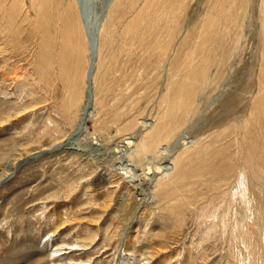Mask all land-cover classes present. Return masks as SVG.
Segmentation results:
<instances>
[{"label": "rangeland", "instance_id": "374dc122", "mask_svg": "<svg viewBox=\"0 0 264 264\" xmlns=\"http://www.w3.org/2000/svg\"><path fill=\"white\" fill-rule=\"evenodd\" d=\"M43 1L0 0V36L7 39V53L0 56V178L8 164L23 161L0 185V264H121L126 254L127 264H242L238 249L243 246L237 248L241 238L234 227L240 209L231 192L239 169L248 166L247 149L256 147L259 158L257 147L264 145V118L255 116L258 99L264 104V0L117 1L95 74L98 103L86 121L87 133L71 140L74 121L65 111L74 83L85 100L83 67L76 68V50L63 44L66 10L72 12L73 4ZM84 1L94 22L107 0ZM6 9L17 10L12 36L5 29ZM44 34L53 39V53L42 52ZM68 51L71 71L60 62ZM188 74L199 80L190 90L195 102L189 117L160 147L163 154L150 152L143 164L135 163L134 172L143 177L139 187L146 192L134 191L118 169L123 161L117 146L125 138H141L144 124L165 110L169 88ZM175 111L171 106L167 115ZM185 141H198L200 147L186 160L192 170L185 186L170 197L160 195V175L144 176L148 164L168 165ZM50 146L55 149L24 161ZM219 149L228 171L215 179L195 173L218 164ZM249 177L251 191L264 202L262 179L259 184ZM246 238L255 242L257 234ZM260 241L245 264H264ZM73 244L80 247L70 249Z\"/></svg>", "mask_w": 264, "mask_h": 264}, {"label": "bare ground", "instance_id": "6f19581e", "mask_svg": "<svg viewBox=\"0 0 264 264\" xmlns=\"http://www.w3.org/2000/svg\"><path fill=\"white\" fill-rule=\"evenodd\" d=\"M44 1H43L44 3L48 4V2L50 0H44ZM82 1L80 2L79 0H72V4H73L72 8L73 9H72V12L69 9L66 10V18L64 20L65 26L63 28V31H64V33H63V44H65V47L69 48V50L70 49L76 50V53H77L76 68L80 67V66L83 67L82 81L85 85V88H84L85 100H84V102H81V90H80V88L77 89V86L75 85V83L73 84L74 89H71V92H69V97H68V101H67V105H66L65 114H67V116H68V117L66 116L67 118H72V120L74 121V126H75V131L72 134H70L69 140H71L73 138L74 134H78V135L82 134L83 135V134L87 133L88 130L85 127L86 121L89 117H92L93 113L95 112V110L93 109V106L95 107L96 102H97V98H95V93H94L95 74L97 73L96 72L97 66L99 67V59H100L99 56H100V52L102 49L101 46L103 44L102 39L106 33L109 22L112 18L113 8H114L116 2L119 0H107L105 2V4L103 5V7L101 8L99 14L96 17L97 19L94 22L91 21L89 15H88L89 14L88 9L84 8V6H85L84 4H87V3H85L84 0H82ZM233 3H235V2H233ZM1 6L4 7V5L1 4L0 8H1ZM11 6H13V3H12V5H10V8H11ZM224 10H226V9H223L222 12ZM16 11L17 10H15V9H13V10L6 9V11L4 12V16H5V18L7 20V24H8V26L5 27V29L10 30L7 33L8 34L7 36H10V35L12 36L15 33L13 31H12L13 33L11 32V30H13V26H10V23L13 21V18H15V16H17ZM162 12H163V10H162ZM46 13H45V15L47 16ZM230 19L232 20L231 17H230ZM44 22H45V20H43V16H42V19L40 20V25H42V27L44 25ZM132 25H133V23H132ZM211 26H212V24L210 22L209 27H211ZM2 32H3V30H2ZM44 38L46 40V42H45L46 46L42 50V52L43 53L45 52L47 54V53L52 51V53H53L54 52L53 49L51 50V42L53 39H51L49 34L47 36H45V34H44ZM204 40H205V38H204ZM94 43H96V51H95L96 53L93 50V44ZM6 44H7V39L0 36V56L4 55V53H7ZM201 45H202V43H199V48ZM3 51H5V52H3ZM193 51L194 50H192V52ZM71 52H73V51L71 50ZM71 52L68 51V54L66 53L67 56H65L66 54L65 55L63 54L62 61L60 60V62H62L63 64H66V66H63L66 68V69L64 68L65 71L70 70V67H68V65L66 63L67 58H65V57L70 58ZM84 53H86V58L83 59ZM94 53L96 54V60L94 62L93 71L91 72V69H92L91 67L93 65ZM193 54H194V52H193ZM211 59H209V60H211ZM205 61H204V63H205ZM46 64H47L48 68L52 67L51 65H53V63L51 61H48V60H47ZM208 66H205V67H208ZM178 67H180V66H178ZM200 68H202V67L200 66ZM208 68H210V67H208ZM177 70H178V68H177ZM190 71H192V70H190ZM43 72H44L43 75L47 74L46 67H43ZM205 72H207V71L206 70L203 71V73H205ZM196 73H197V71L194 70V75ZM66 74H67V72H66ZM77 74H78V72L75 71L74 78L76 77ZM3 78H4V76H3ZM203 81H204V79H203ZM1 82H2V80H1ZM207 82L208 81H206V83ZM198 83H199V80H196L194 77H191L190 74H188V76H185L183 78V80L180 82V84H177L178 85L177 88H174L172 90L169 88V91L167 92L166 97H165V101L167 102L165 110L163 111L162 114H159V116L156 120L150 122L149 124H144L146 126V128H145V132L142 133V135L140 136L141 138L139 137L140 139L134 142L133 139L131 140V138L128 137V138H125L122 140L121 145L117 146L118 147L117 152L121 153L120 158L123 161L122 166L118 169L120 171H122V174L126 178H130L129 182L131 184L130 183L129 184L132 186V189L134 191H136L138 189L141 192H144V191L146 192L145 189H141L139 187L141 184H139L138 181L143 179V177H141L140 175H137L136 172H134V167L139 165V163L143 164L144 163L143 160L147 159L150 152L155 151V153L157 152V154L158 153L163 154L165 149H162L163 151L161 152L160 147H162L163 144H165V145L169 144V142L175 136V133L185 124V122L187 120V116H188V114H190L189 112L192 110L191 107H192V104L194 101L193 97H195V96L190 95V90L193 87V85L198 84ZM173 87H174V85H173ZM167 89H168V87H167ZM128 98L131 99V97H128ZM262 98H263V95L261 94V99ZM171 106L176 107V111L172 116H168L167 110ZM255 116H256V118H258V117L264 118V104H263V101L260 99H258V101L256 103ZM67 139L68 138H66L62 142H60L59 145L57 146V148L63 147V143ZM69 140H68V142H69ZM80 141H81V139H80ZM72 143H69V144H72ZM189 143H190V145H188ZM262 144H264V143H262ZM93 145H97V142L93 143ZM51 148L55 149V148H53V146L42 148L39 151L31 153L30 155H28L26 157L25 160L24 159L23 160L26 161L27 159L31 158L32 156L35 157V155H40V154L44 153L45 151L51 150ZM199 149H200V147H199L198 141H190V142L185 141L183 144L182 151L176 157L172 158V162L168 163V165H165V166L160 165V164L152 166V163H150V164H148V168H147L148 171L144 173V176L146 177L147 175H151V174H154V176H156V174H159L160 177H158L156 179V188H157L156 191H158V193L160 195H163L165 197H170L175 192L181 191L182 188L185 186L183 184V179L186 177L187 172L192 170L191 165L189 166V168H186L187 163H188V162H186V160H188L191 157L190 154L197 152ZM257 149L259 151H261V149H262L261 154H259L260 152H258L259 158H257L256 147H254L253 149H252V147H250V149L249 148L247 149L248 152H247L246 164H248V166H244V167H241L239 169V174L237 175V178L235 181L236 183H235V185H233L232 192H231L232 197H234L236 202L239 204V209H240L239 214L237 213L238 214L236 216L237 217V223H235L234 227L237 228L238 232L240 233V238H241V242L239 244V247H237V248H241L240 246L242 245L244 250L246 251V254H245V251L243 250V248L238 249V250H240L241 253L243 252V254H242L243 257H241L242 260H240L242 264H245L246 262L250 263V261L252 260V258H253L252 255H254L251 252V250H253L252 248L254 247L253 244L260 243L261 239H262V241L264 240V202L263 201L260 202L259 197H257L251 191L252 189H251L250 183H252V182H249V179H251L250 178L251 176L249 177V175L251 173L252 176H254L256 179L259 180L258 181L259 184L261 181H263V183L261 182V184H264V145H262V148L257 147ZM202 151H204V150H202ZM217 153L221 155V158H219L218 164H216V163L214 164V161H213L212 165L209 163L208 167H204V168L195 170V173H200L201 171H204L207 174H211V179H215L216 177L219 176L218 173H220V171H224V170L226 171L228 169L229 165L227 164L226 159H224L226 157L223 155V150L219 149V150H217ZM157 156L158 155H156V157ZM194 156H196V155L194 154ZM255 159L258 160L259 163L254 164ZM136 162H137V165H135ZM22 164H23V161L21 162V159H16V161L8 164V166L5 169V173H3V175L0 178V185L5 181V179H8L12 175H14L15 171ZM230 170H232V168ZM227 175H230V174H227ZM260 179H262V180L260 181ZM197 181H198V179H197ZM257 185H258V183H257ZM261 187H262L261 188V190H262L263 185H261ZM229 192H230V190H229ZM147 195H148V193L146 194V196ZM194 199L195 198H193L192 200H194ZM182 200L183 199H181V201ZM183 202H182V204H183ZM176 203H178V202H176ZM194 204H195V202H194ZM205 207L207 208V206H205ZM198 210H200V209H198ZM206 212L207 211H205L203 213L205 214ZM223 212H224V210H223ZM204 214H202V216ZM210 218H213V215H211ZM210 221H211V224H216L215 221H213L211 219H210ZM244 226H245V229H244ZM229 227H230V225H229ZM254 228H255V230H254ZM130 230H131V228H130ZM249 233H256L257 234V238H256L255 242H251V241L249 242V240H247L246 236L249 235ZM128 237H129V235H128ZM259 237H260V239H259ZM232 244H233V242H232ZM252 245H253V247H252ZM76 247H80V246L78 244H73L72 246H70V249H76ZM84 247H85V245H84ZM259 248H260V246H259ZM60 251H61V249H55L53 251V253H58ZM235 253H233V254H235ZM61 254L62 253L60 252V255ZM127 255L129 256V254H126V257H124V259H122L121 264H127L128 263V256ZM238 262H239V260H238ZM249 263H247V264H249Z\"/></svg>", "mask_w": 264, "mask_h": 264}, {"label": "water", "instance_id": "95a60500", "mask_svg": "<svg viewBox=\"0 0 264 264\" xmlns=\"http://www.w3.org/2000/svg\"><path fill=\"white\" fill-rule=\"evenodd\" d=\"M93 50H94V52L96 51V43H94L93 44ZM96 53V52H95ZM94 53V55H93V65H92V69H91V72L93 71V67H94V62H95V60H96V54ZM39 156V155H38Z\"/></svg>", "mask_w": 264, "mask_h": 264}]
</instances>
